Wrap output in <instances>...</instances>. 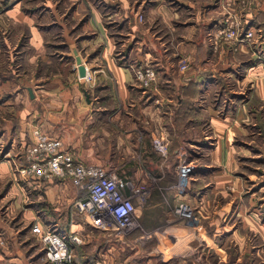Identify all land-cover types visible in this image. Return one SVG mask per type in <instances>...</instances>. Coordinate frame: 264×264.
Instances as JSON below:
<instances>
[{
  "label": "crops",
  "instance_id": "0c3cea01",
  "mask_svg": "<svg viewBox=\"0 0 264 264\" xmlns=\"http://www.w3.org/2000/svg\"><path fill=\"white\" fill-rule=\"evenodd\" d=\"M47 2V11L51 13L52 20L41 22V26L35 23V12L26 11L18 5L20 3L5 13L12 19V26L16 23L15 27L20 30V27H26L29 39L21 45V34L14 37L12 29H7L9 32L0 38V69L6 61L9 65L19 62V66L23 64L28 71L17 73L18 78L9 77L0 71V98H4L0 102V115L6 120L2 123V128H5L2 135H9V138L11 135L12 138L5 143L2 142L1 135L0 149L3 150L5 144H9L6 153L14 154L17 151L16 158L22 164L25 147L34 139L33 130L39 127L50 136L60 137L64 148L74 152L82 161L103 165L120 175H136L137 182L144 183L148 172L161 167L154 159L158 152L151 139L156 134H163L171 143L167 157L172 160L174 182L167 195L171 199L166 198L164 205L163 201H158L156 194L138 200L143 201L139 209V221L149 223L148 227L152 228L157 218L158 221H169L168 216L156 214V208L161 204L170 206L169 202L172 204L179 199L173 187L177 180L178 161L190 149L191 152L199 153L201 146L206 149L207 159L195 178L200 179L201 188L204 189L199 194L201 206L211 205L212 202L215 204V213H221L217 209L219 201L212 197L214 194L211 197L209 195L216 193V196H226V192L234 191L242 183L232 174L239 165L237 156H240V150L231 144L232 136L227 133L235 131L240 135H248L246 111L249 110L252 96L264 100V58L259 59L254 51L250 52V56L248 45L242 42L223 43L219 52L213 49L216 34L223 27L225 16L235 13L230 7V0H73L76 8L72 18L76 23L85 16L87 19L72 34L70 30L75 25L69 27L63 14L53 4L50 5V0ZM258 4L261 5V2ZM255 8L241 16L248 27L261 29L264 27L262 12ZM260 10L264 14L262 5ZM140 14L144 16L143 21L139 18ZM54 30L60 32L57 35L62 37L61 41H50ZM115 34L126 36L125 39L121 38L120 43L121 50L125 52L123 56L116 52L118 43ZM79 38L81 39L76 41ZM256 42L254 40L250 45ZM65 44L69 45V49L63 47ZM260 44L264 48V40ZM75 50L87 69L94 73L95 79L91 85L79 79ZM65 51L74 55L69 73L66 72ZM243 54H248L244 62H249V66L245 67L242 75L237 74L238 65L231 63L229 66L232 69H221L218 72L229 79L235 78L242 88L247 87V96L244 94L247 91H243L245 89L238 92L234 90L236 93L233 95L237 97L239 93H243L248 99L240 104L233 103L225 115L220 114L218 108L204 103L208 97V88L216 82L218 74L213 69L210 74L203 73V70L208 67L217 69L223 59L231 58L234 61V58ZM185 56L190 58L191 67L182 72L178 65ZM146 63L154 64L157 68V80L148 88L140 86L135 80L134 69L130 67V64ZM30 89L33 90L32 95ZM184 101L187 104L185 108ZM194 101L199 102L196 105ZM7 112L11 117H5ZM183 112L185 124L182 127L179 119ZM205 126L211 127V131L205 133ZM195 127L202 128V138L188 134ZM4 163L1 162L0 165ZM210 168L214 169L209 171ZM6 170L8 172L6 166H0L1 177L6 176ZM8 175L10 176L9 172ZM21 177L30 191L39 192L38 201L43 198V191L47 200L56 205V214L39 216L40 219H35L34 222L56 225L62 233L82 234L83 243L78 250L85 259H94L97 254L89 249H96V243L100 240L93 235L105 236L107 233L93 229L88 217L76 215L75 220H71L70 211L78 196L74 184L58 177ZM255 193L256 191L252 192L249 198L251 205H255ZM190 195L194 200L197 199L192 191ZM237 198V216L243 212L241 207L245 200L239 197V192L234 191L226 198L229 203L222 205V208L230 207L226 212L228 215L232 202ZM196 217L200 221L197 215ZM246 219H249L248 216ZM174 220L172 217V222ZM1 221L0 217V225ZM214 222L218 227L216 234L220 232L219 227L226 228L228 224L227 222L222 226L224 220L221 219ZM176 223V230L180 234L186 236L192 233L193 226L187 220ZM170 229L172 231V227ZM6 230L4 238L8 244L10 241V245H0V264H31L28 255L22 253L24 247L20 246L21 241H17L18 233L11 231L10 226ZM89 231L91 232L88 233ZM2 235L3 232L0 233V238ZM153 236L158 239L159 245L162 241L165 244L167 237L163 232L159 231ZM92 242L94 243L86 247L87 243ZM109 244L103 253L106 257L115 255L118 250L116 243ZM41 247L44 249L42 244ZM100 249L98 253L103 252ZM89 256L93 258L90 259ZM153 260L150 251L147 262L142 264H153ZM112 261L114 262L113 258Z\"/></svg>",
  "mask_w": 264,
  "mask_h": 264
},
{
  "label": "rangeland",
  "instance_id": "374dc122",
  "mask_svg": "<svg viewBox=\"0 0 264 264\" xmlns=\"http://www.w3.org/2000/svg\"><path fill=\"white\" fill-rule=\"evenodd\" d=\"M258 2H261V5L264 7V0H230V7L233 8V11H235V13L225 16L223 27H225L228 23L227 18L230 15H233L234 17H236V20L240 24L241 32H245L246 30L251 29L256 31V33L253 38L243 41L222 40L217 43L215 42L213 47L214 51L219 52L220 45H222L223 43L233 44L242 42L245 43L246 46L248 45L247 50L249 51V53H247L249 55L251 51H254L256 52V55L258 54L259 59L264 58V48L262 44H260V41L264 40V27L262 26L261 29L257 27L253 29L251 28V26L248 27V25L244 24L242 17L244 13L251 9H254L257 6ZM47 3V0H0V38L8 33V30H10L11 28V33L14 34V37L18 34H21V45H23V42L29 39L28 31L24 26L20 27L21 30L15 27V22V25L12 26V19L8 15H5L6 11L14 5L18 4L28 12H35V23H37L38 26H41V22H49L50 20H52L51 13L47 11ZM49 3L50 5L53 4L56 7V10L63 14V19L68 22L67 25L69 27L70 25H75L74 29L70 30V34H72L73 31L75 32L77 29H79L84 20L87 19V16H85V18L80 19L78 23H76V20L72 18L73 12L76 8V3L73 2V0H50ZM261 5L258 4V9H255L262 12V22H264L263 10H260ZM139 18L143 21V14H140ZM8 24L9 26H7ZM59 33L60 32L57 33V31L54 30L50 41H61L62 37H59L57 35ZM114 36H116V41L118 43V49L116 52L120 56H123L125 52L121 50L120 43L122 42L121 38L124 37L125 39L126 36L122 37V35L119 34H115ZM80 39L81 38L76 41H79ZM254 40H256L257 42L254 45H250V43L253 44ZM63 47L65 49H69L68 44L63 45ZM248 54H243L239 58H234V61L231 58L223 59L222 61H220L217 69L208 67L203 70V73L210 74L209 72L213 69L218 74L216 82H213V84L208 88V97L204 103L206 105L212 104L213 108H218L220 114L225 115L233 103L237 102L240 104L245 102V100L248 99V97H246L248 88H242V85L236 83L235 78H232L233 80L229 79V77L222 75L221 72L219 73L218 70L221 71L222 69V71H227L228 69H232L229 66V63H231V65L234 66L238 65L239 68H236L238 71L237 74L239 76L242 75L245 69L249 66V62H244V60L248 58ZM64 56V60L66 62V72L69 73L71 61H73L74 55L71 52L68 53L67 51H65ZM188 59L190 62L189 57ZM152 65L155 67L154 64ZM190 67L191 63L188 69L180 70L179 68V70L182 72H186L190 69ZM0 71L2 73H5L9 77L18 78V76L16 75L17 73L22 74V72H27L28 70L25 66H23V64L22 66H19V62H13L11 65H9L8 62L5 61ZM239 76H236V78H238ZM242 89H245L243 91H247L246 93H244L246 96H244L243 93H239L237 97H234L236 96L235 94L233 95V93H236L234 92V90L238 92ZM195 95L197 96L198 93H195ZM232 97L234 98L232 99ZM259 98L260 97H255V95H253L249 103V110L246 111V119L249 123V125L247 126L248 135H240L235 131H229L227 133L232 136L231 144L234 145L237 150H240V156H237V162L239 163V165L232 173L237 181L242 182L240 183V186H237L236 189H234V191L239 192V197H243V200H245V202H243L244 206L241 207L243 212L240 213V215L237 216L236 212V210H238L237 206H239L237 202L238 198L232 202L233 205L229 215L226 212L230 207L222 208V205L226 204L227 202L229 203L228 199L226 198L232 195L234 191L226 192V196H216V193H212L209 195L211 197V195L214 194L212 197L215 198V200L219 201V207H217V209H219L221 213H215V204H212V202L211 205L206 204L205 206H201L199 194L204 189L201 188L202 184L200 182V179L197 180L195 178H197V174L201 172L200 168L203 167L201 165H205V162L207 160L205 156L206 149H204V146H201V148L199 149V153L191 152L190 149L188 153H185L181 156V159L192 161L194 167L190 172L191 175L187 182H184L183 191H180L178 189L180 188V179L178 173L177 180L173 186L176 194L179 196V199L172 204L171 202H169L170 206H162L161 204L160 206H158V208H156V214L160 213L162 214V216H168L169 221H158L157 218L155 224L153 225V228L150 226L148 227L149 223L145 224L139 221V209L143 201H137L136 210L134 213V216L138 221L137 227L123 238L106 236L107 234L105 236L96 234L93 235L100 240L96 243V249H89L97 254L94 259L101 257L104 253V250L110 246L109 242H113L117 244L116 247L118 248V250L115 251V255L111 254V256H104L106 261L105 264L146 263L148 253L150 251L152 252L154 257V260L151 261V263L153 264H264V100ZM3 99L0 98V102ZM234 99H237V101H234ZM195 102L196 101H194V103ZM198 102L199 101H197L195 104L197 105ZM186 105L187 104L183 102V108H185ZM181 114L183 116L181 117L182 119H179V125L183 127V125L185 124V112ZM4 115L7 118L11 117L9 113ZM3 122L5 123L6 120L4 119V116L2 117L0 115V136L5 130V128H2ZM207 126L203 128L206 129L205 133H207V131H211V127ZM188 134H190L192 137L202 138V128L195 127L193 130L189 131ZM8 136L9 135H2V142L5 141L6 143L7 141H11V135L10 138ZM8 145L9 144H5L4 149H0V164L1 162H5L0 166H6L8 168V172L10 173L9 176L6 170V176H0V217L2 218L0 233H4V235H2V237L0 238V245L2 247L10 245V241L8 244L7 239L4 238L6 233L5 231H7L6 228L10 226L11 231L18 233L17 241H21L20 246L24 247V249L21 248L22 253L24 252L26 253V255H28V259H30L31 264H50V261H48L46 258L45 250L41 247V242L39 241L38 236L32 232V225L35 223V219H40L39 216H46V214H56V205L53 202H50L49 199L47 200V198L45 197V192L43 191V198L39 200L41 202L38 201L39 192L35 190L30 191L29 186L21 177L24 174L21 173V164L19 163L18 158H16L17 151H14V154L6 153V151L8 150ZM192 148L195 149V146H193ZM154 159L156 163H158L161 167L148 172V174L146 175L147 180L144 182V184L148 191L147 196L151 197L156 194L158 201H163L164 205V201L166 198L171 199V197H168L167 195H169V188L172 187V182H174L172 181V160L170 157L167 159L159 153L157 155L155 154ZM213 169L214 168H210L209 171ZM219 174L220 176H222V171H220ZM128 177H131L137 181L136 175H129ZM191 191L192 194L197 195L196 200H194V197L190 195ZM255 191L256 193L253 197V203L255 205H251L249 204V198L252 195V192ZM234 197L236 196L234 195ZM48 202H50V205L48 204ZM181 202L188 203L194 210V214L197 215L200 219V221L196 219L187 220L188 223L193 226V231L191 234L186 236L185 234L183 235V233L180 234V232L176 230V226H178L176 222L184 220L177 213V207L181 204ZM223 210L226 214L223 213ZM247 216L249 219H246ZM172 217L175 219L173 222ZM217 219L224 220L222 226L228 222V224H226V228L219 227V234L215 233L218 227L217 225H215L216 223L214 222V220ZM171 227L172 231L170 229ZM159 231L161 233L163 232V234L167 237L165 240V244H163L162 241L159 245L158 239L153 236ZM90 232L91 231H89L88 233ZM92 234L93 233H91V235ZM127 238H130V240L127 241ZM164 238L161 239L164 240ZM93 243L94 242L90 244L87 243L86 247ZM98 244H100V246ZM100 248H102L103 250V252L101 251L102 254L98 253L101 250ZM161 250L164 251L161 252ZM29 255H31V257H29ZM91 255L94 256V254ZM87 256L88 254H86V257ZM79 258H85V256L78 250L77 259ZM89 258L91 259L93 257L89 256ZM112 258L114 259V262L112 261Z\"/></svg>",
  "mask_w": 264,
  "mask_h": 264
},
{
  "label": "built area",
  "instance_id": "2783aa9c",
  "mask_svg": "<svg viewBox=\"0 0 264 264\" xmlns=\"http://www.w3.org/2000/svg\"><path fill=\"white\" fill-rule=\"evenodd\" d=\"M227 25L216 34L219 41L246 40L253 38L256 31L248 29L240 31V24L236 17L230 15ZM190 66L188 56L179 61L180 70ZM134 69L135 80L141 87L148 88L157 80V70L150 64H130ZM79 79L91 85L95 79L94 73L87 69ZM34 139L25 147L21 173L29 177L54 178L70 180L78 191V196L70 211L71 220L76 215L88 217L93 229L106 232L109 236L123 238L134 230L138 221L134 216L136 202L144 200L148 191L144 183L137 182L131 177L117 174L115 171L99 164L82 161L78 156L64 148L60 137H53L41 128L33 130ZM154 149L163 157L170 154V141L163 134L152 137ZM194 165L192 161L179 159L177 173L180 191L184 189ZM177 213L184 220L197 219L194 210L188 203L181 202ZM32 232L38 236L43 245L46 258L53 264H105V254L101 257L87 260L77 259L78 247L83 243V235L78 232L62 233L56 225L36 221L32 225Z\"/></svg>",
  "mask_w": 264,
  "mask_h": 264
},
{
  "label": "water",
  "instance_id": "95a60500",
  "mask_svg": "<svg viewBox=\"0 0 264 264\" xmlns=\"http://www.w3.org/2000/svg\"><path fill=\"white\" fill-rule=\"evenodd\" d=\"M75 54H76V61H77V64H78V71H79V75L80 76H84L87 72V67L85 65V63L83 62V59L82 57L78 54V51L75 50ZM30 93L31 95L33 94V90L30 89ZM89 94L87 93V96Z\"/></svg>",
  "mask_w": 264,
  "mask_h": 264
},
{
  "label": "trees",
  "instance_id": "16d2710c",
  "mask_svg": "<svg viewBox=\"0 0 264 264\" xmlns=\"http://www.w3.org/2000/svg\"><path fill=\"white\" fill-rule=\"evenodd\" d=\"M185 102V101H184ZM45 250V249H44Z\"/></svg>",
  "mask_w": 264,
  "mask_h": 264
}]
</instances>
